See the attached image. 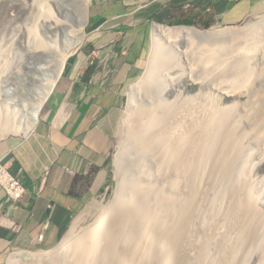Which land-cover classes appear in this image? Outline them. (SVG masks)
I'll list each match as a JSON object with an SVG mask.
<instances>
[{
  "label": "bare ground",
  "instance_id": "6f19581e",
  "mask_svg": "<svg viewBox=\"0 0 264 264\" xmlns=\"http://www.w3.org/2000/svg\"><path fill=\"white\" fill-rule=\"evenodd\" d=\"M52 2L72 11L66 0H33L1 30L0 73L12 78L0 80V139L35 130L85 37L88 5L75 28ZM233 31L154 25L147 71L132 88L157 87L136 115L133 187L89 239L67 237L52 253L21 252L9 264H264V16ZM227 46L237 61L221 55Z\"/></svg>",
  "mask_w": 264,
  "mask_h": 264
},
{
  "label": "crops",
  "instance_id": "0c3cea01",
  "mask_svg": "<svg viewBox=\"0 0 264 264\" xmlns=\"http://www.w3.org/2000/svg\"><path fill=\"white\" fill-rule=\"evenodd\" d=\"M263 14L264 0H97L34 133L0 141V162L27 191L14 203L0 186V264L16 252L57 249L108 191L115 128L126 91L143 77L155 16L206 29Z\"/></svg>",
  "mask_w": 264,
  "mask_h": 264
},
{
  "label": "rangeland",
  "instance_id": "374dc122",
  "mask_svg": "<svg viewBox=\"0 0 264 264\" xmlns=\"http://www.w3.org/2000/svg\"><path fill=\"white\" fill-rule=\"evenodd\" d=\"M32 1L33 0H0V33L2 32L1 31L2 28H4V26L6 24H8V22L13 20V18H18V15H19V20L22 21L25 17L26 11L30 7L29 5H31ZM66 1H67V4L69 5V7L72 9V11L68 10V11L63 12L61 10L60 6L57 4H54L53 2H52L53 4L51 5V7L53 10H55V12L61 13V15L63 14L62 15L63 17L62 16L61 17L64 21L65 20L69 21V23L72 26L74 25V27L77 28L78 27V24H77L78 21L76 19V16H77L76 12L78 10H83L87 4L88 6L85 7V13L87 14L88 19H89V14L92 11L97 0H90L88 3H86L85 0H83V1L82 0H66ZM83 4H85V5H83ZM81 5H83L84 7L83 6L81 7ZM262 16H264V14L260 15L258 17L252 18V19H248L247 21L240 23V24H237V25H229V26L206 28V29H198L196 27H191V28L198 29L202 32H206V31H210V30L211 31L220 30V32L221 31H225V32L228 31L229 32V31H233L234 29L235 30L237 29L236 30L237 33L239 32L238 34H240L241 30L243 31L244 29H247L250 25L257 23ZM22 24L24 25V23H22ZM82 24H83L82 26H81V24H79V25L81 27H83L85 25V23L82 22ZM154 25L155 24L150 22L146 28V34L147 35H146V44H145V50H144L145 57H146V68H145L143 76L145 75V73L147 71V68L149 65V56H150V53L152 52V49H153ZM157 25L165 26V27H168L171 29L174 28V30L176 28L186 27V26H167V25H162V24H158V23H157ZM87 26H88V21H87L86 26H85V37H84L83 41L86 39V36H87ZM256 27H258V26H256ZM232 28H234V29H232ZM235 30L233 32H236ZM13 34H14L13 30L9 31L7 33V39L10 38L11 35H13ZM62 40L60 43L61 46L64 45L65 43L67 44L70 41V35L62 36ZM237 41H238L237 42L238 44H241V43L245 44V41L243 39L237 40ZM81 44H79V46L76 49L72 50L69 57L73 53H75V51L80 47ZM187 45H189V43L187 41H183L181 47L186 48ZM227 48H229V49H227ZM15 49H16V46H15ZM17 49H19V48H17ZM221 50H222L221 55H226V57L229 59L230 63L237 61L239 59V53L237 54V52L233 51V49L230 46L223 47V49L221 48ZM232 51H233V54H231ZM245 52H247V51H245ZM166 53H168V52H166ZM163 58H164V56H163ZM44 63H45L44 61L43 62L40 61L39 64L41 65ZM17 65H18V63L16 64L15 68L12 65L13 66L12 69L15 71L20 70L19 68L16 69ZM13 70H11L10 72H12ZM0 76L2 77L0 79L1 83H2V81H4V83H5V81H7V79H9L11 77L8 70H5V71L2 70L0 73ZM137 83H135L134 85H136ZM38 85H39V83L35 84L34 86L37 87ZM134 85H132L126 91L127 92L126 105H125V108L123 109L122 115H121V117H120V119L116 125V128H115V139H114V145H113L112 155H111L112 164H111V170H110V175H109V182H110L109 183V189L100 199H98L95 203H93L90 207H88V209L84 213H82L80 216H78L70 224V226L67 229L65 239L67 237L75 238L76 241L80 240L82 237H84V238L88 237V239H89L94 233L92 231L96 230L97 222H98L99 218L101 217L103 210L107 209L108 207L112 208L114 210H117L119 205L122 204L123 199L120 200V198L125 197V196H123L124 195V188L126 190V189H130L133 187L132 181H131V175H132V171H133V160H134L133 158L135 156V153H134V151H135L134 147H135V143H136V127L135 126L137 125L136 115L139 113V109H140V107H142L141 105H145L147 98L149 96H151L152 92L157 88L155 86V84H153L151 86L149 85L148 87L143 88V90H140V85H139L134 92V93H136V95L133 96L132 95V92H133L132 88L134 87ZM30 86L32 87L33 84H31ZM183 86H185V88L187 90L188 88L193 87V84L191 81H188L187 83L183 84ZM146 92L149 93L148 96L146 95ZM197 92H198V89L195 88L193 90V94H196ZM131 95H132V97H131ZM27 100H29V99L27 98ZM233 100H235V99H230V101H233ZM20 108L22 109L23 106L21 105ZM40 117H41V113H40ZM39 121H40V119H39ZM34 131H32L26 135L20 134V135H15V136H13V135L7 136L4 139L26 138V137L31 136V134H33ZM4 139L1 138L0 141L4 140ZM254 161H255V163H258L259 162L258 157H255ZM261 171H262V173H264V164L262 165ZM115 197H116V199H115ZM118 202H119V204H117ZM100 209H102V210H100ZM57 249L52 250V251H24V252L21 251V252L22 253H31V254H48V253H52L53 251H56ZM21 252H16V253L11 254L8 257L7 264H9L10 258L13 255L21 253ZM55 264H59L58 261Z\"/></svg>",
  "mask_w": 264,
  "mask_h": 264
},
{
  "label": "built area",
  "instance_id": "2783aa9c",
  "mask_svg": "<svg viewBox=\"0 0 264 264\" xmlns=\"http://www.w3.org/2000/svg\"><path fill=\"white\" fill-rule=\"evenodd\" d=\"M0 185L4 189L7 197L14 202L21 201L26 190L15 175H13L3 164L0 163Z\"/></svg>",
  "mask_w": 264,
  "mask_h": 264
},
{
  "label": "trees",
  "instance_id": "16d2710c",
  "mask_svg": "<svg viewBox=\"0 0 264 264\" xmlns=\"http://www.w3.org/2000/svg\"><path fill=\"white\" fill-rule=\"evenodd\" d=\"M154 19L158 24L167 25V26H190V27H196L198 29H205V28L195 26L193 24H179V23H175V22H165L159 16H155Z\"/></svg>",
  "mask_w": 264,
  "mask_h": 264
},
{
  "label": "clouds",
  "instance_id": "9594fccd",
  "mask_svg": "<svg viewBox=\"0 0 264 264\" xmlns=\"http://www.w3.org/2000/svg\"><path fill=\"white\" fill-rule=\"evenodd\" d=\"M186 27H190V26H186ZM42 112V111H41ZM1 163V162H0ZM1 164H3V163H1ZM4 165V164H3ZM5 166V165H4ZM6 167V166H5ZM7 168V167H6ZM9 170V169H8ZM13 174V173H12ZM14 175V174H13ZM17 177V176H16ZM18 178V177H17ZM20 180V179H19ZM21 181V180H20ZM22 183V182H21ZM23 184V183H22ZM1 186V185H0ZM24 186V185H23ZM24 188H25V186H24ZM3 189V188H2ZM4 190V189H3ZM25 190H26V188H25ZM5 192V191H4ZM27 192V191H26ZM6 194V193H5ZM26 195V194H25ZM7 196V195H6ZM25 197V196H24ZM8 198V197H7ZM9 199V198H8ZM24 199V198H23ZM22 199V200H23ZM21 200V201H22ZM11 201V200H10ZM11 202H14V201H11ZM18 202H20V201H18ZM18 202H14V203H18ZM22 252H24V251H22Z\"/></svg>",
  "mask_w": 264,
  "mask_h": 264
},
{
  "label": "water",
  "instance_id": "95a60500",
  "mask_svg": "<svg viewBox=\"0 0 264 264\" xmlns=\"http://www.w3.org/2000/svg\"><path fill=\"white\" fill-rule=\"evenodd\" d=\"M154 24H156V23H154Z\"/></svg>",
  "mask_w": 264,
  "mask_h": 264
}]
</instances>
